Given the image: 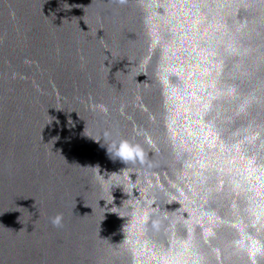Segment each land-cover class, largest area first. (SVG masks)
Listing matches in <instances>:
<instances>
[{
    "label": "water",
    "instance_id": "water-1",
    "mask_svg": "<svg viewBox=\"0 0 264 264\" xmlns=\"http://www.w3.org/2000/svg\"><path fill=\"white\" fill-rule=\"evenodd\" d=\"M0 264H264V0H0Z\"/></svg>",
    "mask_w": 264,
    "mask_h": 264
},
{
    "label": "clouds",
    "instance_id": "clouds-1",
    "mask_svg": "<svg viewBox=\"0 0 264 264\" xmlns=\"http://www.w3.org/2000/svg\"><path fill=\"white\" fill-rule=\"evenodd\" d=\"M121 3L124 2V0H120ZM100 108L103 112L107 113L108 109L107 106L105 105H100ZM109 155L113 159H119L123 161L125 164L128 162L132 161L135 162L137 159L142 160L143 159V152L142 149L140 148L139 145H133L130 143L128 140H121L118 144L114 146V151L113 149L107 148ZM98 168V166H97ZM99 169V168H98ZM120 173L113 172V175H119ZM99 178L101 180H106L104 175H101L98 173ZM109 179V178H107ZM113 186L117 185H110V188ZM116 213L115 211H111ZM63 214L62 213H57L55 216L50 218L51 224L55 227H62L63 226Z\"/></svg>",
    "mask_w": 264,
    "mask_h": 264
}]
</instances>
